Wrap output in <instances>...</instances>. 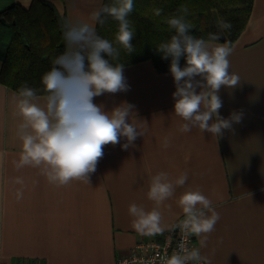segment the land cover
<instances>
[{
	"label": "crops",
	"instance_id": "1",
	"mask_svg": "<svg viewBox=\"0 0 264 264\" xmlns=\"http://www.w3.org/2000/svg\"><path fill=\"white\" fill-rule=\"evenodd\" d=\"M46 1L63 20L86 18L103 3ZM14 4L29 8L21 0H0V11ZM232 45L230 71L242 79L235 89L221 87L219 112L224 118L233 111L243 112L233 131L223 130L217 139L197 129L180 133L170 71L158 72L150 59L126 65L129 90L95 97L94 103H103L106 109L131 103L149 130L136 139L134 148L106 145L91 185L74 181L55 187L37 169L14 167L20 152L15 135L18 118L13 117L11 104L16 91L0 83V262L116 264L118 256L148 238L133 229L128 205L153 207L146 196L149 176L166 171L175 177L187 171V186L200 187L220 214L201 248L208 264H264V0H253L248 24ZM166 136L171 146L164 149ZM17 176L25 181L19 201L15 192L22 186L13 182ZM183 190L177 189V196ZM167 203L171 208L162 211L171 226L182 213L174 200ZM199 239L195 236L197 247Z\"/></svg>",
	"mask_w": 264,
	"mask_h": 264
},
{
	"label": "clouds",
	"instance_id": "2",
	"mask_svg": "<svg viewBox=\"0 0 264 264\" xmlns=\"http://www.w3.org/2000/svg\"><path fill=\"white\" fill-rule=\"evenodd\" d=\"M21 2L29 6V0ZM133 11L134 0H111L86 18L76 16L63 21L65 51L54 58L52 67L42 75L43 95L25 85L11 97L12 115L18 118L15 135L20 141V152L14 161L17 170L37 169L55 187L74 181L91 185V175L96 172L106 145L120 144L128 150L136 147L138 137L146 135L148 122L139 118L135 105L123 101L106 109L103 103H94L95 97L129 90L120 56L121 49L129 56L136 51L132 43L135 30L129 19ZM188 11L186 5H181L180 14L166 19L174 34L158 43L156 49L163 59L170 58L169 71L175 84L174 115L182 121L177 130L188 133L197 129L201 134L207 131L217 139L223 130L233 131V124L242 122V111H233L228 118L219 112L223 107L221 87L235 89L242 78L230 71L229 57L234 45L218 43L220 36L216 33L206 38L192 35L186 19ZM161 12V8L154 9L156 16ZM109 18L117 22L114 40L97 32V25H105ZM221 27L230 29L232 25L222 21ZM181 58L185 60L183 66ZM121 138H125L122 144ZM170 146L171 138L164 137L161 147ZM188 180L187 171L175 177L159 171L148 179L146 196L153 207L128 205L132 227L142 236L163 234L170 227L180 229L184 239L178 250L162 258L161 264H208L201 248L215 231L220 214L200 187L187 186ZM13 182L22 186L15 192L16 199L22 200L25 181L17 176ZM177 189L184 190L177 196ZM173 200L183 218L170 226L162 209L171 208L167 202ZM191 236L200 238L199 247H188L187 238Z\"/></svg>",
	"mask_w": 264,
	"mask_h": 264
},
{
	"label": "trees",
	"instance_id": "3",
	"mask_svg": "<svg viewBox=\"0 0 264 264\" xmlns=\"http://www.w3.org/2000/svg\"><path fill=\"white\" fill-rule=\"evenodd\" d=\"M106 3L111 0H103L102 4ZM252 4L253 0H134L129 19L135 30L132 43L136 51L129 56L121 49L120 62L126 66L150 59L158 72H168L170 58L163 59L156 45L174 34L166 19L180 14L181 5L189 9L186 19L192 35L206 38L216 33L220 42L233 44L248 24ZM155 8L162 9L160 16L154 14ZM63 21L46 0H32L28 9L14 4L1 10L0 83L16 92L27 85L43 95L41 77L52 67L54 58L65 51ZM222 21L232 27H221ZM116 31L117 22L111 18L105 25H97L98 34L109 40H114ZM180 64H185L183 58Z\"/></svg>",
	"mask_w": 264,
	"mask_h": 264
},
{
	"label": "built area",
	"instance_id": "4",
	"mask_svg": "<svg viewBox=\"0 0 264 264\" xmlns=\"http://www.w3.org/2000/svg\"><path fill=\"white\" fill-rule=\"evenodd\" d=\"M183 216L179 217L173 224H178ZM172 224V225H173ZM184 237L178 227L169 228L160 237H148L138 240L128 253L118 256L116 264H161L166 255H171L178 250V245ZM188 247L196 246L195 236L187 238ZM0 264H46L41 259H33L25 262H0ZM195 264V262H192Z\"/></svg>",
	"mask_w": 264,
	"mask_h": 264
}]
</instances>
